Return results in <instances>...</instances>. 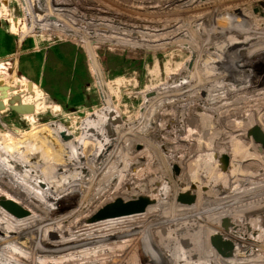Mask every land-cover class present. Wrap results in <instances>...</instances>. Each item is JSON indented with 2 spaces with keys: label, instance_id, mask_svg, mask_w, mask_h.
I'll use <instances>...</instances> for the list:
<instances>
[{
  "label": "bare ground",
  "instance_id": "1",
  "mask_svg": "<svg viewBox=\"0 0 264 264\" xmlns=\"http://www.w3.org/2000/svg\"><path fill=\"white\" fill-rule=\"evenodd\" d=\"M175 1L178 3L180 2L179 5H181V7H187V5L197 0H174V2ZM42 2L43 0H25L27 10L29 8L27 19L32 22V29L35 27L37 28L36 34H39L37 33L38 23H36V21L38 20L39 3ZM258 2V4L251 6L254 9L250 20L252 23L250 22L249 26L242 31H240V29H243L245 25L244 20H241L239 23H234V17L227 19L228 21L225 26L218 27L215 25V27H212L208 25L204 27L201 23L198 29H193L194 25H192V21L188 23L183 17L180 19L181 15L179 16L176 13H170L175 15L171 20L167 19L161 22L158 21L156 17L147 19V16L144 15L143 17L135 16L132 18V15L126 18L110 15L108 12L106 15H98V13L94 15L90 13L86 15V17L89 19L90 24L92 19H97V21L91 24L94 31L97 35L107 37L111 42H104L95 38L91 40V44L94 46L92 47L88 40V32H84L82 35V32L75 28L72 29L73 31H66L68 35L75 34V38H82L81 40L75 39L74 42L80 47L83 53H86L87 58L88 54H91L94 58V63L99 73V86H101L99 89L104 101V107L100 111L86 117L81 128V136L78 139L74 138L68 129H64V127L58 123L49 124L45 128L43 127L35 132L38 136L44 135L40 137V139L44 141L43 143H48L47 145L51 147L44 148L43 150L45 152L48 150L51 151V149L54 151V147L58 144V148L62 150L61 155L63 156V160L60 162H47L43 157H40L39 154L29 155L24 158V155H20L19 151L24 149L26 141L19 146L13 147L11 145L13 148L11 146H5V148L0 147V150L8 152L9 157V162L7 163L0 159V183H2V186L0 185V197L13 200L16 203V196L11 197V195H9V192H16L21 195L23 200L22 201L20 198L22 204L19 205L18 202L16 204L25 210H27L25 206H29L30 209L33 208L34 211L37 212L39 208H44L42 207L44 201L55 202L57 198L69 194L70 192H68V190H78L79 194L86 191L88 186L92 190V179L94 178V183L95 185L97 184V188L93 194L87 193L85 198L82 197L83 204H80V207L75 211L77 212L76 216L83 213L85 211L84 208H87L90 203L94 202L95 198L103 202L94 208L93 211V207L90 208L84 213L89 217L87 216V219L84 218L75 222L74 225L76 226L75 230H77V235L85 233L86 236H89L91 233L97 232L95 229H98L99 233L105 234L104 237H106V239L103 237L86 243L75 244L67 233H63L64 237L62 240L59 238L61 243L53 246L57 249L47 250L46 247L49 245L44 244L47 242L45 238L51 232L60 233L63 231L62 226L63 223H65L63 221H66L67 216L56 219L52 221L53 223L48 221L50 223L43 225L44 223L42 224L40 221L41 218L40 220H35L36 222L34 221L35 218L30 210L28 217L24 219H13L0 209V247L3 252H10L13 250L25 253L30 247V244L24 238L29 236V234L28 232L25 234L22 230H19L26 227L28 228L29 224H32V222L37 223L38 221L43 225V227L28 228V231H31L30 233L35 234L38 241H42L33 243L30 247L31 253L35 259L32 261L26 260L22 263L12 262V264H65L66 261L70 260L69 258H61V256L74 257V259L78 260V262H74L76 264H120L118 258L122 259L128 247L126 242L134 235L139 236L138 243L141 247H144L142 252L144 256L151 259V262L149 261L148 264H153L152 260H157L158 262V259L167 264H226V262H224L226 259L221 258L210 248L209 238L215 233L220 234L234 245L233 255L227 258V260H233L234 264H264V173L262 175L259 172H255L258 171L256 170L259 169L258 166H263V163L260 161L264 160V151H262L259 144L252 141H248L245 145L246 147L243 145V148H241L243 152L239 151L242 145L240 140L243 138L242 127L244 125L247 124V127L248 124L255 121L260 127V130L262 132L264 131V105L262 106V113L259 114V116L255 114L257 113L256 111L249 108L247 103H242V107L240 108L238 101H235L234 98L231 99L232 101H229V95L226 96L225 99L227 101L223 103L227 104L225 108L221 109V112L218 113H223L224 117L235 113L238 118H241V120L238 121L236 120L238 118L232 119L235 121L236 125V129L234 130L235 134L233 135V138L236 140L233 142L232 137L227 136L226 138V134L224 136L221 131H212L214 127L213 122L210 120L212 115L209 117V115L206 114V112H210L206 104L209 103V108L219 109L220 107L211 104L215 99H212L210 102L197 99L190 103L192 106L188 104L184 106L182 102H186L190 97V101H192L193 94L196 91L195 88L193 89L194 86L199 88L198 92L205 90L207 94L209 93V96H212V90H215L214 88L217 86L220 88L225 78H227L228 81H231V78L234 79L231 81L232 85H234L239 82L238 74H241V72L243 73V71L247 72L248 67L258 69L257 71H262L260 67L262 62L264 63V60L261 59L264 54V45L260 47L263 52H261L259 56L258 42H255L248 51V53H250L249 59L252 60L247 59L243 64H240L241 61L236 59L237 53H244V41L240 44L237 43V39L244 40V37L252 31H258L260 36L264 38V20H259L264 17V2H262V0H258ZM59 10L60 8H57L55 10L56 13H53V10H51V12L53 15H57L61 12V10ZM62 10L65 11V9ZM14 12L15 15H17V11ZM231 14L232 11L229 10L227 13L225 11V13H222L220 16L226 17ZM41 16L42 20L44 18H52L50 13L48 15L41 14ZM188 17H192V15H188ZM210 17H212V15ZM123 18H126L127 21L123 20ZM23 22L24 21L21 19L14 26L20 34H22ZM144 22L148 23V27L145 26V28H143ZM234 24L237 26L235 27ZM63 26L66 28L67 23L63 24ZM49 28L51 29L52 26H49ZM194 28H196V26ZM25 29L26 28H23V31ZM32 29H30L25 36L31 33ZM43 29H45V26H43ZM53 30L56 31L57 28ZM74 30H76V33L73 34ZM192 30L195 34L191 32ZM191 34L193 36H191ZM34 35L33 33L30 38L34 37ZM168 37L174 39V42L161 41ZM194 37L198 41L201 40V42L196 44ZM154 38L159 42H156V44L153 43L152 39ZM189 42L194 44V47L191 46ZM203 43L207 44L206 48H204L205 44ZM201 45L202 48H200ZM114 46L124 48L129 46L132 52L142 51L150 53H155L156 50H168L169 48L177 50L184 49L188 50L192 55L190 62L187 61L182 66L185 68H182L178 74H170L171 76L167 77L166 84L163 85L164 88L161 86L162 88L154 90L152 99L150 98V100L145 101V105L148 106L143 107L142 116L140 118V124L142 125L137 129H133L134 125L120 122V116L111 102V92L108 89V85H105L102 79L104 75L99 67L98 56L95 50L97 47L114 49ZM195 48L198 49L195 50ZM213 52L214 54H211ZM217 53L219 54L218 57H216ZM209 56L216 57L217 61H211L212 59H210ZM226 57L229 58L230 61ZM204 58L210 60L207 66L199 62ZM231 63L234 65H231ZM221 65L227 66L226 70L224 67L221 68L224 73L228 74L223 80H221L223 76L220 78L216 75L213 77L211 76L212 72L215 73L214 71H216L217 68L220 69L219 67ZM1 86L8 87V90H11V88L16 89L17 92H12V96L18 93L23 94L24 97H22V102L33 104L36 111L35 115L43 108V99L36 96L37 91L34 84L31 90L33 93L32 95H34L32 98L28 95L27 82L18 80L15 72L8 73L7 76L4 73H0V87ZM194 104L196 105L194 106ZM260 104H263V102ZM183 106L187 115L190 114V117L186 116V112H184L182 108ZM148 109H150L153 115H146ZM164 110L169 115L168 117L166 116L167 119H171L172 122L177 121L180 128L182 126L184 128L185 124L192 125L196 128L187 129L185 126V132L188 133L184 140L185 143L181 144V146L176 143H171V146L169 145V149L167 150H165L164 147L162 148V146H153V143L151 144V142H149L150 140L146 138L147 135L152 141V136H150V134L153 132L157 133L159 130V112H156H163ZM199 110H201V113L197 115L196 113H198ZM188 111L191 113H188ZM257 111L259 112V110ZM231 123L234 124V122ZM155 127L157 129H155ZM208 128L210 129L208 130ZM210 130L213 134L210 133ZM133 131L137 134H133ZM61 133H64L65 136L68 137V140H63L60 137ZM135 135H139V139L133 138L136 137ZM207 135L212 139L209 140ZM216 135L221 136V138L217 139ZM16 136L18 139L22 137L19 135ZM156 136H158V134H156ZM191 137H193L192 140L189 139ZM226 139L229 147L225 148L226 142L224 141H226ZM24 140H27V137ZM132 141L135 143L134 145L138 146L139 150L137 151H140V153L136 154L131 152L134 158L129 162L123 155L125 150L130 149V147H128V142L131 143ZM84 144L86 145L84 146ZM112 146H115V148L112 149ZM190 146L195 147L194 154L191 153ZM180 147H186V151L182 153V155L185 156V163L177 164L178 168L181 170V175L179 178H175L170 174V169L171 165L174 164L175 154L178 155L176 153L177 149H180ZM257 149H259V152L256 153ZM15 151L16 156L13 154ZM91 154L93 155L91 156ZM140 154H142V156H140ZM156 155H159L160 158L162 156V164L169 167L165 170L167 177L164 178L166 181L161 182L156 189H148L144 183H140V185H138L139 187L135 188L134 184L130 182L133 180L132 178H128L125 181L120 179L134 172L136 166L138 167L140 165L144 157L148 158ZM202 155H204L203 158ZM246 159L251 160L250 162L254 164V170L246 171V167L243 168L242 161ZM42 160L49 165L52 172L50 173L48 170V174L45 177L43 173L40 172L39 178H36L35 175L38 174V172H35L33 169H36L34 168L36 165L39 166V164L45 163L42 162ZM167 160H170L169 163ZM243 165L246 166L245 164ZM104 169L108 171L107 174L103 176L102 180H98V173H101ZM193 171L194 174L192 175ZM175 172H177V168H175ZM56 173H58V175ZM115 178L117 179L116 181H114ZM168 183L172 189L171 195H168ZM28 185L33 187L27 190V188H29ZM128 186L131 188L130 197H133V199L139 197L149 198L152 192H156L157 196L161 197L160 199L153 197L155 199L153 200L154 203L147 206L145 211L141 214L117 218L108 222H100L98 223L99 225L85 224L90 216L106 204L116 199L128 201L123 193ZM181 188L187 190L185 191L186 195L193 199L195 195H197V206L195 201L191 203L193 206L191 204L181 205L178 201H176L178 203L176 204L175 195ZM111 191L113 192V200H108L110 202H107L104 195L111 193ZM146 194L149 195L147 196ZM92 196H94V199H92ZM179 196L182 195H178L176 199H178ZM48 197L52 199H48ZM170 204H172V206ZM179 205L183 207H180V209L177 208ZM69 217L70 216H68V218ZM68 223L71 222L68 221ZM80 228L83 230H80ZM135 228L137 229L133 232ZM138 229L141 230L137 231ZM150 237L152 239L149 240ZM150 242L153 246L152 248L147 245ZM116 243L119 245L114 246ZM78 247L85 250L89 249L94 253L109 254V257L105 256L102 259L92 258L87 260L85 255L81 256L76 254L77 251L75 250L78 249ZM156 252L160 255H157ZM55 255L61 256L56 260L52 259L51 257ZM146 257L145 260L148 259ZM122 262H124L123 259ZM154 264L156 263L154 262Z\"/></svg>",
  "mask_w": 264,
  "mask_h": 264
},
{
  "label": "rangeland",
  "instance_id": "2",
  "mask_svg": "<svg viewBox=\"0 0 264 264\" xmlns=\"http://www.w3.org/2000/svg\"><path fill=\"white\" fill-rule=\"evenodd\" d=\"M6 1H8L9 3L7 4L5 1L0 0V23H1L0 28L2 29L3 33H5V35L10 36L13 39V51L12 53L4 57H1L2 55H0V73H4L7 76L8 73L15 72L18 77V80H23L24 82H32L37 91L36 96L41 97L43 99V108H41L37 112V115H34L31 118L27 117L26 120H21L18 117L16 118L14 117V119L12 120V123L8 121L6 118L0 117V122H1L0 147L5 148V146L8 147L11 145L15 147V146H19L23 144L26 141V144H24V149H21L22 151H19L20 155L21 154L24 155V158L29 155L39 154L40 157H43V159L47 162H60L63 160V156L61 155L62 150L58 148V144H56V146L54 147L55 148L54 151L53 149H51V151L48 150L47 152H45L43 149L48 148L50 146L47 145L48 143L47 144L43 143L44 141L40 139V137H43L44 135L38 136L37 134H35V132L39 131V129L43 127L45 128L49 124L58 123L62 125L64 129H68L69 132L72 133L74 138L76 139L80 138L81 133H82L81 128L84 124L86 117L88 115L96 113L97 111H100L104 107V101H103V98L101 97V92L99 89L101 88V86H99V81H100L99 76H98L99 73L96 71L94 73V70L92 68L93 63L92 65L90 64V62L88 63V58L86 54L83 53L80 47L76 45V43L74 42V38L70 35L69 36L66 34H60L58 36L53 35V31L49 29V27L48 29L46 28L42 30L43 37H39L41 39L25 38L24 33L22 34L18 33L17 35L16 33L17 31L14 28H13L14 30L10 29L9 25L5 24L6 19L10 17V10H12L13 6H17V1L16 0H11V1L6 0ZM46 2H47V11L50 10V7H55L54 3H57V2L58 4L61 5L60 9H65V11L61 10L60 12L62 13L61 16L58 15V18L59 20L62 21V23L64 24L67 23L66 28L63 26L62 23L59 25L62 33H65L67 30H70V26H71V29L75 28L78 31H81L82 35L84 32H88V40L90 44H91V40L95 38L100 39L104 42L110 41V39H108L107 37L96 34L91 24L92 22L97 21V19H92V22L90 24L89 19L86 17V15H89L90 13H93L94 15H97L96 13H98V15H106L108 12L110 15H114L117 17L122 16L126 18L132 15H133L132 18H134L135 16L143 17L145 15L147 16L146 17L147 19L156 17L158 18V21H161V22L167 19L171 20L175 15H172L170 13H176L179 16L181 15L180 19H182L183 17L185 21L188 23L192 21L193 22L192 25H194V27L196 26V28L193 27V29H198L199 28L198 26L201 23L204 27L208 25L212 27H215V25H217L218 27L225 26L226 22L228 21L227 19L234 17V23H239L241 20H244L245 25L243 29H240V31H242L246 29L251 22L250 21L251 16L253 15V12H254V9L251 6L259 3L258 0H197L194 3L187 5V7L185 6L181 7V5H179L180 2L179 3L177 1L174 2V0H56V1L47 0ZM262 2H264V0H262ZM5 3L7 5H4ZM52 3L54 5H52ZM224 10L226 11V13L227 11L230 10L232 11V14L230 16L228 15L226 17H221L220 15L222 13H225ZM20 12L22 14V8H20ZM186 14L192 15V17H188V15ZM211 15L212 17H210ZM126 18H123V20L127 21ZM163 24H166V23H163ZM145 26L148 27L147 22L143 23V28H145ZM236 26L237 25H235V27ZM49 32H52V33L49 34ZM74 32L76 33V30H74ZM191 32L195 34L193 30ZM47 35H49V37ZM51 35L54 37H57L58 39L54 40V37L52 38ZM191 36L193 35L191 34ZM78 39L81 40L82 38L78 37ZM249 39H253V40H249ZM194 40L196 44L201 42V40L200 41L196 40L195 37H194ZM152 41L155 44L156 42L157 43L159 42L155 38L152 39ZM161 41L162 42H170V41L174 42V39H171L170 37H168L167 39H163ZM236 41L237 43H240V44H242L244 41V45H243L244 53L243 54L237 53V57H236L237 60L241 61L240 64H243L247 59L252 60V59H249L250 53H248V51L255 42H258V49L264 45V38L260 36V33L258 31L256 32L252 31L250 34L244 37V40L237 39ZM203 44H205L204 48H206L207 44L206 43H203ZM120 45H123V44H120ZM91 46L94 47L92 44ZM191 46L194 47V44H191ZM114 47H112L114 49H107L106 47H100V48L97 47L95 50L98 56L99 67L101 68L103 75H104L102 76V79H103L104 84L108 85V89L111 92L110 94L112 98L111 102L115 106L118 112V115L120 116V120H121L120 122L134 125L133 129L134 128L137 129L142 125L140 124V120H141L140 118L142 116L143 107L148 106V105H145V101L150 100V98L152 99L154 90H156L157 88H162L161 86L166 84L167 77L171 76L170 74L172 73L178 74V72L182 68H185L182 66L187 61L190 62V59H192L191 57L192 55L190 54L188 50H184V49L177 50L174 48H169L168 50H164V51L156 50L155 53H150V52H142V51L132 52L129 46L125 48L118 47V46H114ZM200 48H202V45L200 46ZM197 49L195 48V50ZM211 54H214V52ZM218 55L219 54L217 53L216 57H218ZM260 55L261 54H259V56ZM209 57L210 59H212L211 61H217L216 57L215 58L212 56H209ZM255 57L257 59L256 55ZM227 59L230 61L229 58ZM261 59L264 60V54L261 57ZM199 62L203 65L206 64L207 66L210 63V60L204 58L203 60H200ZM232 64L233 63H231V65ZM216 65H219V64H216ZM235 66H236V63H235ZM222 67H224L225 70L227 69L226 65H223V66L221 65L219 67L220 69L217 68L216 71H214L215 73L212 72L211 76L213 77L214 75H216L218 76V78L223 76L221 78V80H223L224 77L227 76L228 74L224 73L221 70ZM49 68L51 69L53 68V70L51 71L52 73L54 72L58 74L61 73L59 74V79L57 80L56 83H60V86L62 88H64L65 86L67 87V90H66L67 93L65 91V95H64L65 98H62L64 99V102H63L64 106L58 102L56 103L55 101H53L51 96L47 94L45 90L43 89V84H44V81L42 80L43 74L46 73V69L49 70ZM90 68L93 73L90 71ZM260 69H262V71H257L258 69L248 67L247 72L243 71V73L242 72L241 74L239 73L238 74L239 82L237 84L235 83L236 86L235 84L232 85V82H231L234 79L231 78V81L230 80L228 81L227 78H225L222 81L220 88L217 86L216 88H214L215 90H212L213 92L210 91L212 92V96H209V93L207 94L205 90L198 92L199 88L197 86H194L193 89L195 88L196 91L193 94L192 101H190L191 99L190 97V99L188 98L189 101L187 99L186 102L184 101L182 102L184 106L186 104H188L189 106H192L190 103L197 99L202 100V101H208V102H210L212 99H215V101L212 102L211 104L213 106L220 107L219 109L209 108L208 107L209 103L206 104L207 109H209L208 111H210V112H206V114L209 115V117L212 115L210 120L213 122L214 127L213 129L212 128L211 129L212 131L214 130L221 131L224 136L226 134L225 136L226 138L227 136H230L232 137L233 142H235L236 139L233 138V135L235 134L234 130L236 129V125H235V121L233 120L238 118V116L235 115V113H233V114L227 115V117H224L223 113L219 114L218 112H221V109L225 108V105L227 103L224 104L223 102L227 101L225 98L226 96L229 95L230 97L229 101H232L231 99L234 98L235 101H238L240 108L242 107L241 106L242 103L244 104L247 103V105L249 106L251 110L257 112L255 114L259 115L262 113V106L264 105V63L263 62L261 64ZM73 73L75 74V77L80 78L77 82H74L75 85L77 84L80 85L84 83L83 90H78L77 92L79 93L78 100L80 99L79 103L81 105H78L76 107L68 106L69 99L73 97L71 96V93L77 91V89H70V86H69L70 81L73 80L72 79ZM47 83L49 84V86L52 87L53 92L55 91L56 94H60L59 89H57L55 86L56 83L52 84L51 81H47ZM261 102H263V104H260ZM195 105L196 104H194V106ZM184 106L182 108H183V111L186 112V110H184ZM257 110H259V112ZM158 112H159V116H158L159 125L158 124L156 125H158L159 130L157 131V133L153 132L152 134H150V136H152V141L146 135V138L150 140L149 142H151V144L153 143V146L155 147L162 146V148L164 147V149L167 150L169 149L168 147L171 143L172 144L176 143L177 145L181 146V144L185 143L184 140H185L186 135L188 134L187 132H185V126L187 129H196L195 127L189 124L187 125L185 124L184 128L183 126L180 128V125L177 124V121L172 122L171 119H167L169 115L167 114L165 110L163 112L157 111L156 113ZM188 113H191V112L188 111ZM199 113H201V110H199V112L196 114L199 115ZM185 114L186 116L190 115V114L187 115V112ZM146 115H153V113L150 111V109H148ZM236 120L237 121L241 120V118H238ZM230 121L234 122V124L231 123ZM8 124H11V125L9 126ZM253 124L256 125L260 129V127L255 121L253 122ZM246 125L242 127L243 138L242 140H240L242 142V145L240 146V150H239L241 152H243L241 150V148H243V145L245 146L248 141H252L250 139L246 140L245 138L244 131H245ZM155 129L157 128L155 127ZM209 129L210 128H208V130ZM212 131L210 130V133H212ZM132 133L137 134V133H134V131ZM156 134H158V136H156ZM16 135H19L22 137L18 139ZM135 136L136 137H133V138L139 139V135H135ZM216 136H217V139L221 138V136H218V135ZM26 137H27V140H24L26 139ZM192 138L193 137L189 139L192 140ZM207 138L209 140L212 139L208 135H207ZM224 142H226L225 148L229 147L227 144V139ZM134 144L135 143L133 141L131 143L128 142V147H130V149L125 150V153L123 155L129 162H131L132 161L131 159L134 158L133 153L131 152H134L136 154L140 153V151L139 152L137 151L139 150L138 146ZM85 145L86 144H84V146ZM190 147H191L190 148L191 153L194 154L195 147L193 146H190ZM113 148H115V146H112V149ZM185 148L180 147V149H177L176 153L178 155L175 154L174 164L172 165L170 164L171 165L170 174L174 176L175 178H179L181 175V170L180 168H178L177 164L183 163V162L185 163V156L182 155V153L186 151ZM0 151H1L0 159L2 161H5L6 163L9 162L8 152H5L3 150H0ZM262 151H264V149H262ZM257 152H259V149L256 150V153ZM13 154L14 156H16V151ZM92 155L93 154H91V156ZM140 156H142V154H140ZM203 156L204 155H202V158ZM161 158L159 157V155L148 157V158L144 157L140 165L138 167L136 166L134 172H131L129 173V175L121 177L120 179L125 181L128 178H132L133 180H131L130 182L134 184L135 188H138L139 187L138 185H140V183H144L146 188L156 189L160 185L161 182L166 181L164 178V177H167L165 170L169 168L162 164ZM44 160H42V162H45ZM169 161L170 160H167L168 163ZM250 161L251 160L249 159L242 161V163L246 165L244 166L242 164L243 168L246 167L245 169L246 171L254 170L253 169L254 164H252ZM260 162L263 163V166L261 167L258 166L259 169H256L258 171H255V172H259L260 174L263 175L264 160ZM41 164H39V166L36 165V167H34L36 169H33L35 172H38V174L35 175L36 178L37 177L39 178L40 172L43 173L44 177L48 174V170L50 171V173L52 172L50 170L49 165L46 162L41 163ZM242 166H241V169H242ZM175 168H177V172H175ZM56 170L59 171L58 169ZM107 172L108 171L104 169L103 171H101V173H98L97 179L102 180L103 176H105ZM163 173L165 176L163 175ZM56 174L58 175V173ZM193 174H194V171L192 175ZM28 178H31V177H28ZM116 180L117 179L115 178L114 181ZM92 182H93L92 190L89 186L86 191L80 194L78 190L76 191L74 189L68 190V192H70L69 194H66L65 196L57 198L55 202L44 201L43 206H42L44 208H39V211L37 212L34 211L32 207H31L32 209H30L29 206H25V208H27V211L29 212L30 210L31 214H33L35 218L34 221L40 220L41 218L40 221L42 222V224L44 223L43 225H47V223H50L48 221L52 222V221H55L56 219H60L62 217L67 216L66 221H63L65 222L63 223V226H62L63 231H61L60 233L51 232L45 238L47 242H45L44 244L49 245L48 247H46L47 250L57 249V248H54L53 246H55V244L61 243L60 239L62 240V238L64 237L63 233H67V235L73 239L74 241L73 243L75 244L86 243V242H89L95 239H101L105 236V234L99 233L98 229H95L97 232L91 233L89 236H86L85 233H83L82 235H77L76 233L77 230H75L76 226L74 225V223L81 219L86 218L88 215L87 214L85 215L84 214L85 212H87L92 207H93L92 208V211H93L94 208H96L97 206H99V204L103 202L100 199L95 198L94 202L90 203L87 206V208L86 207L84 208L85 211L83 213L76 216L77 212L75 211L80 207V204L81 205L83 204L82 197L85 198V196H87V193L93 194L97 188L96 186L97 184L95 185L94 183V178L92 179ZM0 185L2 186V183H0ZM28 187L29 188H27V190H30V188H32L33 186L31 187V185H28ZM130 189L131 188L128 186V188H126V190L123 191L124 195L127 198L126 200L133 199V197H130L131 196ZM167 190H168V195L169 194L171 195L172 189L169 183H168ZM185 191L187 190H184L182 188L181 190H178V192L182 194H179L178 192L176 193L175 202L177 201L176 197L178 195H186ZM112 194L113 192L111 191V193L104 195L105 198L107 199V202H110L108 200H113ZM9 195H11V197L16 196L15 200L19 203V205L22 204L21 202L22 197L20 194L16 192H13V193L9 192ZM146 195L148 196L149 194H146ZM93 197L94 196H92V199H94ZM153 197L160 199L161 196H157L156 192H152L149 195V199L155 200ZM48 199H52V198L48 197ZM194 201L197 206V195H195ZM176 204L178 203L176 202ZM170 205L172 206V204ZM181 205H184V204H181ZM191 205L193 206V204ZM180 207H183V206L179 205V207L177 208L180 209ZM68 216L70 217L68 218ZM68 221H70L71 223H68ZM35 222H32V224H29L28 228L29 227L35 228V227H40V226L43 227V225H41V222L40 223L38 221L37 223ZM85 224H88V223H85ZM96 224L98 223H95L94 225ZM262 226H263V223H262ZM96 227H93V228H96ZM28 228L26 227L24 229H20L19 231L22 230V232L25 234L28 232L29 236H27L24 239L29 242L30 247L33 245V243L42 242V241H38L37 240L38 238H36L35 234L30 233L31 231H28ZM32 228H29V229H32ZM136 229L137 228H135L133 232H135ZM80 230H83V229L80 228ZM139 230L141 229H138L137 231ZM34 232H35V229H34ZM255 235H256V232H255ZM104 238L106 239V237ZM150 239L152 238L150 237L149 240ZM138 241H139L138 235L137 236L134 235L133 237H131L130 240H127L126 244L128 245V247L126 248L125 253L123 252L124 255L122 257L124 262H122V259L118 258L120 260L119 261L120 264H123V263L124 264H148L149 261L151 262V259H149V257L144 256V254L142 253L144 247H141ZM115 245H119V244L116 243L114 244V246ZM147 245L151 248L153 247L151 242ZM30 247L29 248L27 247L28 249L25 253L13 251V250H11L10 252L8 251L3 252L2 248L0 247V253H1L0 264H8V263L12 264V262L22 263L26 260L32 261L35 258L33 254L31 253ZM86 250L78 247V249H76L75 251H77L76 252L77 255H81V256L85 255L87 257V260H90L92 258L102 259L105 256L109 257V254L107 255L103 253H94L93 251H90L89 249H86ZM156 253L157 255L159 254L158 252ZM60 256L61 255H55L54 257L52 256L51 258L56 260ZM145 257L148 258L149 260L148 259L145 260ZM61 258L70 259L69 261H66L65 264H76L74 262H78V260L74 259V257H62L61 256ZM152 261H153V264L154 262L156 264H167L164 261H160V259H158V262L157 260L156 261L152 260ZM224 262H226V264H234L233 260L226 259V261Z\"/></svg>",
  "mask_w": 264,
  "mask_h": 264
},
{
  "label": "water",
  "instance_id": "3",
  "mask_svg": "<svg viewBox=\"0 0 264 264\" xmlns=\"http://www.w3.org/2000/svg\"><path fill=\"white\" fill-rule=\"evenodd\" d=\"M1 25V23H0ZM32 82H27V91L30 97L32 95ZM9 94H8V92ZM12 92H17L16 89L8 87H0V117L6 116V114H14L19 117H32L35 115V106L30 103H23V94L11 95ZM1 123V122H0ZM244 135L246 139L252 140V142L260 145L264 149V132H262L253 123L248 124L245 128ZM63 140H68V137L64 133L60 134ZM177 201L181 204H191L194 199L188 195L179 196ZM154 201L147 197H139L137 199H131L123 201L116 199L111 203L106 204L96 213H94L87 221L88 224H95L103 221H111L117 218L128 217L135 214H141L145 211V208L152 205ZM0 209L4 211L8 216L13 219H24L29 216V213L24 208L20 207L13 200L0 197ZM210 248L213 249L221 258L227 259L232 257L234 245L231 241L226 240L220 234H213L209 238Z\"/></svg>",
  "mask_w": 264,
  "mask_h": 264
},
{
  "label": "built area",
  "instance_id": "4",
  "mask_svg": "<svg viewBox=\"0 0 264 264\" xmlns=\"http://www.w3.org/2000/svg\"><path fill=\"white\" fill-rule=\"evenodd\" d=\"M1 1H5V0H1ZM11 1V0H10ZM17 1V6H13L12 7V10H10V17L8 18V19H6V21H7V23H8V25H9V27H10V29H15L16 30V28L14 27L15 26V24L16 23H18L19 22V20H23L24 22H23V28H26L24 31H23V28H22V33H24V36L26 35V33L28 32V31H30V29H32V22L30 21V20H28L27 19V13H28V11H29V8H28V10H27V8H26V5H25V0H16ZM47 0H43V2L42 3H39V9H38V20L36 21V23H38V32L37 33H39V34H36L35 32H36V27L35 28H33L32 29V32L31 33H29L27 36H25V38H30L31 36H32V34L34 33L35 35H34V37H32L33 39H41V38H39V37H43V35H42V30H43V26H45V29L47 28L48 29V27L49 26H52V28H51V30L53 31V35H56V36H58V35H60V34H66V35H68L66 32L65 33H62L61 32V30H60V24L62 23V21L61 20H59V18H58V15H62V14H60V12L57 14V15H53V13H56L55 12V10L57 9V8H60V4H58V2L57 3H52V5H54L55 7H50V10L49 11H47V2H46ZM51 1H56V0H51ZM7 4L9 3L8 1H5ZM4 4V5H7V4ZM8 7H9V5H8ZM20 8H22V14H21V12H20ZM38 8V7H37ZM19 11H18V10ZM51 10H53L54 12L52 13L51 12ZM60 10H62V9H60ZM59 10V11H60ZM14 11H17V15H15V12ZM19 12H20V14H19ZM51 14L52 15V18L51 19H48V18H44L43 20H42V16H41V14L42 15H44V14H46V15H48V14ZM18 20V21H17ZM259 20H264V17H262V18H260ZM45 22H47V23H45ZM62 24H64V23H62ZM63 27V26H62ZM69 27V26H68ZM55 28H57V30L55 31V30H53V29H55ZM13 29V30H14ZM50 29V28H49ZM17 31V30H16ZM70 31H73L72 29H71V26H70ZM17 33V35H18V33H20V32H16ZM50 33H52V32H49V34ZM75 32H73V34H74ZM48 37H49V35H47ZM52 36V35H51ZM69 36V35H68ZM70 36H72L73 38H74V40L75 39H78V38H75V34L74 35H70ZM54 36H52V38H53ZM56 39H58L57 37H54V40H56ZM18 40H20V39H18ZM264 47V46H263ZM264 49V48H263ZM36 50H37V48H36ZM261 52H263V50L262 49H260L259 48V54H261ZM86 54V53H85ZM88 58H89V61H88V63L90 62V64L92 65V63H93V66H92V68H93V70H94V73H95V71L97 72V68H96V66H95V63H94V58L92 57V55L91 54H88ZM90 71L92 72V70H91V68H90ZM93 73V72H92Z\"/></svg>",
  "mask_w": 264,
  "mask_h": 264
},
{
  "label": "trees",
  "instance_id": "5",
  "mask_svg": "<svg viewBox=\"0 0 264 264\" xmlns=\"http://www.w3.org/2000/svg\"><path fill=\"white\" fill-rule=\"evenodd\" d=\"M12 51H13V39L10 36L5 35V33H3L2 29L0 28V52H1L0 55H2L1 57H4V56L12 53ZM47 60H48V58H47ZM48 62H49V60H48ZM52 70H53V68L52 69L49 68V70L46 69V73L43 74V79H42L44 81L43 89L45 90V92L47 94H49L51 96L53 101H55L56 103L58 102V103L63 105L64 99H62V98H65L64 95H65V91L67 90V87L65 86L64 88H62L60 86V83H56L57 80L59 79V74H61V73H59V74L55 73V72L52 73L51 72ZM66 78H68V77H66ZM72 79L73 80H71L70 83H69L70 89H77V91L71 93V96H73V97H71L69 99L68 106L76 107L78 105H81L79 103L80 99L78 100V98H79L78 94L79 93H77V92H78V90H83L84 83H82V84L79 83L80 85H78V84L75 85L74 82H77L80 78L75 77L74 73H73V78ZM47 81H51L52 84L56 83L55 86H56L57 89H59L60 94H56L55 91L53 92L52 87L49 86ZM67 85H68V83H67ZM66 93H67V91H66Z\"/></svg>",
  "mask_w": 264,
  "mask_h": 264
},
{
  "label": "flooded vegetation",
  "instance_id": "6",
  "mask_svg": "<svg viewBox=\"0 0 264 264\" xmlns=\"http://www.w3.org/2000/svg\"><path fill=\"white\" fill-rule=\"evenodd\" d=\"M5 24H8L7 21H5ZM14 117L16 118L18 116L14 115V114H6V116H4V118H6V119L8 118L9 120H13ZM8 125L10 126L11 124H8Z\"/></svg>",
  "mask_w": 264,
  "mask_h": 264
},
{
  "label": "crops",
  "instance_id": "7",
  "mask_svg": "<svg viewBox=\"0 0 264 264\" xmlns=\"http://www.w3.org/2000/svg\"><path fill=\"white\" fill-rule=\"evenodd\" d=\"M7 120L10 121V122L12 123V120H9L8 118H7Z\"/></svg>",
  "mask_w": 264,
  "mask_h": 264
}]
</instances>
